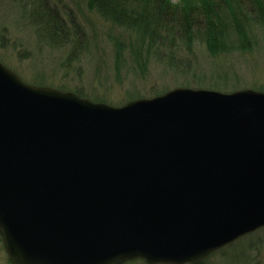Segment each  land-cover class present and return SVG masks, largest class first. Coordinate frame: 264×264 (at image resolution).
Here are the masks:
<instances>
[{
    "label": "water",
    "instance_id": "1",
    "mask_svg": "<svg viewBox=\"0 0 264 264\" xmlns=\"http://www.w3.org/2000/svg\"><path fill=\"white\" fill-rule=\"evenodd\" d=\"M264 228V92L121 107L0 61V237L11 264H201Z\"/></svg>",
    "mask_w": 264,
    "mask_h": 264
},
{
    "label": "rangeland",
    "instance_id": "2",
    "mask_svg": "<svg viewBox=\"0 0 264 264\" xmlns=\"http://www.w3.org/2000/svg\"><path fill=\"white\" fill-rule=\"evenodd\" d=\"M48 1L60 10L67 24L73 20L81 30L82 48L76 56L69 57L70 38L54 46L39 38L26 15L31 0H0V61L26 84L73 93L77 89L85 99L98 98L113 107L177 88L264 92L261 26L254 27L256 45L250 50L211 54L197 42L190 51L178 48L173 53L172 60L178 64L173 67L145 52L138 60L133 52L138 46L135 34L91 9L87 0ZM116 41L124 45L120 55ZM0 264H11L1 237ZM128 264L146 263L135 260ZM201 264H264V228L215 252Z\"/></svg>",
    "mask_w": 264,
    "mask_h": 264
},
{
    "label": "trees",
    "instance_id": "3",
    "mask_svg": "<svg viewBox=\"0 0 264 264\" xmlns=\"http://www.w3.org/2000/svg\"><path fill=\"white\" fill-rule=\"evenodd\" d=\"M87 3L135 34L138 46L133 52L138 60L143 59L145 52L156 56L158 61L165 59L173 67L178 65L172 60L178 48L190 51L198 42L211 54L245 52L256 45L254 27L264 28V0H87ZM26 15L41 40L54 46L70 38V58L81 51V30L73 20L67 24L60 10L48 0H31ZM115 44L120 55L124 45L119 41ZM75 94L84 98L80 90L75 89ZM91 101L102 102L98 98Z\"/></svg>",
    "mask_w": 264,
    "mask_h": 264
}]
</instances>
